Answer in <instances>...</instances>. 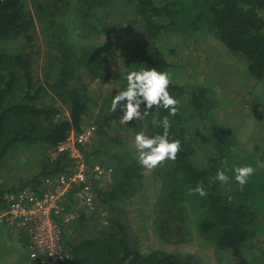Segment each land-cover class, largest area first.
I'll use <instances>...</instances> for the list:
<instances>
[{"label": "trees", "instance_id": "1", "mask_svg": "<svg viewBox=\"0 0 264 264\" xmlns=\"http://www.w3.org/2000/svg\"><path fill=\"white\" fill-rule=\"evenodd\" d=\"M44 1L36 0L38 15L46 10ZM62 3L61 13L58 10L51 13L61 17L64 34L50 40L43 71L37 74L35 47L39 44L34 42L36 21L28 9V0H0V163L20 142L43 143V150L51 149L53 155L48 165H45L47 158L44 159L45 167L38 176L23 181V187L36 188L41 184L39 176H56L75 164L66 152L56 153L55 149L73 131L79 133L88 125L85 122L93 107L99 109L96 117L99 138L107 134V129H123L128 136H135L144 125L150 135L162 134L163 128L153 121H161L168 115L167 110L153 108L144 120L134 119L122 125L119 122L122 113L118 110L111 117L106 115L109 113L104 111L106 105L102 108L104 104L99 102V98L106 96L98 95L90 87L92 82L102 83L112 74L108 65L111 52L107 47L111 48L110 40L117 38L122 28L125 29L122 46L132 52H128L127 66L123 68L120 91L126 90L127 81L123 77L129 71L150 67L167 71L174 66L169 57L177 53L176 46L166 42L165 53L157 40L170 27L185 32L186 38L196 35L200 31L197 24L201 25L196 15L201 12H206L204 21L213 28L209 34L243 59L246 74L248 70L250 77L264 81V0H62ZM193 9L194 16L190 14ZM47 21L53 23V18ZM186 27L191 30L184 31ZM129 35L132 40L127 39ZM192 85L171 81L169 92L179 100L180 111L175 117L169 116L170 138L181 141V151L175 161L169 160L156 168L155 174L161 180L160 195L155 203L146 200L142 205L145 219L150 220L146 231L151 230L160 240V247L143 250L140 237L129 231L131 223L125 210L105 213V224L100 222L99 201L102 209L106 206L112 210L118 202H132L138 195L140 202L150 197L143 183L146 170L132 153L131 138L125 140L121 135L113 139V144H121L119 151L110 150L108 146L112 145L104 142L96 152L105 154L100 160L102 164L113 167V181L103 187L95 186L94 211L79 210L73 221L77 223L75 233H69V237L65 233L70 257L62 264H210L201 259L197 250L174 249L175 245H188L195 240L213 246L215 264H224V260L231 258L236 264H264V244L257 233L259 216L252 215L243 197L225 195L224 184L215 179L221 168L234 177L232 169L240 165L228 162L224 142H228L229 134L218 127L219 114L209 113L212 108L206 110L209 101L206 92L211 90L194 89ZM55 101L68 108V115L64 112L61 115ZM86 144L81 145L83 153ZM201 183L207 196L190 194ZM16 190L0 186V209L6 206L5 195ZM18 229L24 233L21 227ZM78 231L82 240L75 244L71 237L77 236ZM255 238L258 242L252 254L251 242Z\"/></svg>", "mask_w": 264, "mask_h": 264}, {"label": "rangeland", "instance_id": "2", "mask_svg": "<svg viewBox=\"0 0 264 264\" xmlns=\"http://www.w3.org/2000/svg\"><path fill=\"white\" fill-rule=\"evenodd\" d=\"M43 4L46 10L38 15L36 0H28V9L31 10L36 21L37 36L34 42L39 44V46L35 47L38 63L36 69L37 74L43 71V64L46 63V56L50 52V40L56 35L64 34V26L61 17L51 13L52 10H58L57 12L61 13L63 7L62 0H45ZM190 14L194 16L196 11L193 9L190 11ZM205 14L206 12H201L196 15V17L200 19L198 23L201 24L199 25L196 23L200 28V31H198L196 35L194 34V36L186 38L185 32L170 27L165 29L163 31L164 33L162 32L163 34L157 40V44L165 53L167 52L164 49V44H167L166 42L176 46L177 53L169 57V61L172 63L174 62V66L167 70L171 73V80L176 78L172 74L174 73L178 76V80L182 84L187 82V84H193L192 87L194 89L207 87L211 90L206 92V94L209 95V101L206 102V104L204 101V104L207 111L212 108V111H208L209 113L219 114V118L216 119L217 123H219L218 127H220L222 131H225L226 135L227 133L229 134L228 142H224L229 152V156H227L228 162L236 161L240 164L234 165V168L236 166L251 164L256 169L254 175L248 179V183L243 188L235 181L234 177H230L229 182L222 186V190L226 193L225 195L229 194L236 197H243L242 200L245 202L250 212L252 211V215L259 216V231H257V233H259L258 238L261 236L259 239L263 241V245L264 166L262 165H264V81L262 82L250 77L248 70L246 74L243 59L239 55L230 53L226 45L220 39H215L212 34H209L213 28L210 27L209 23L204 21ZM49 18H53V23L47 21ZM124 30L125 29L122 28L121 34L117 36V38L114 37L115 39L112 38V40H110L111 48H109V46L107 47L108 50L110 49L109 52H111L108 65L112 74L102 83L94 81L90 85L95 93L100 96L101 94L106 96L105 98H99V102L100 104H104L102 108L106 105L104 111H109L110 114L108 113L106 115L110 117L111 114H113L110 110L111 100L120 91L119 81L123 75V68L127 66L128 52H132L131 50L124 49L122 46L125 38ZM188 30L191 29L186 27L184 31ZM127 39L132 40L130 35ZM55 106L61 109V115L63 112L65 115H68V108L64 106L61 101H55ZM98 114L99 109L93 107L85 123L88 125L95 124L98 129L96 123ZM115 123L116 121L113 120L112 124ZM202 125H204V123H202ZM121 135L124 136L123 139L125 140L131 138L129 142L133 143L134 136H128V133L123 129L113 131L107 129V134L102 138H99L96 132L94 137L84 146V156L86 160H89V163H99L103 166H108L100 162L101 159L105 158V154L100 152V154L97 155L96 152L102 148L101 145L104 142L112 145L108 146L110 150L115 152L119 151L121 144H113V139L119 138ZM221 136L223 138V134ZM223 140L226 139L223 138ZM37 145L40 147H37ZM43 148V143L40 142H38V144H36V142L17 143L0 163L1 188L5 190L11 188H34L31 186L23 187V181L28 179L32 180L34 177L38 176L40 172L43 171L45 165H48V160L53 159L51 149L43 150ZM131 150L135 155L134 147H132ZM46 158L47 161L43 166L44 159ZM155 171L156 169L146 171L145 177L143 178L145 190L148 196H150L149 199L141 200L142 202H140L141 196L138 195L137 198L133 197L132 202H118L112 210H108L106 206H103L102 209L100 201L98 204L100 207L99 212H101L100 222L103 224L106 222V217L105 219L103 218L106 215L105 213L115 214L120 210H125L128 213V218L131 223L129 231L134 232L140 237L139 239L143 250H147L151 247H160V240L152 233L150 228V231H146V228L150 226V220L145 219V215H143L142 211L143 202L147 200L149 203H151V201L155 203L160 195L161 180L159 176L155 174ZM45 177L46 175L38 177L41 184ZM39 184H37L36 187L40 186ZM82 209H84V207L79 205V210L81 211ZM148 209L150 210V208ZM1 224L2 223H0V225ZM76 226V221L65 225V233L68 237L69 233H73V231L75 233ZM78 234L79 231L77 236L73 235V237H71V240L75 244L82 240V237H79ZM256 239L257 238L253 239L251 242L253 246L251 249L252 254H255V243L258 242ZM205 243L206 241L198 243L195 240L194 242L188 243V245H175L174 249H179V251L175 250L177 252H194V250H197V252H199L197 254L202 255V260L210 264H215L213 246H211L210 243ZM24 252L25 258L27 256L25 260L26 263L28 261V252L26 249ZM224 264L236 263L231 258L229 260H224Z\"/></svg>", "mask_w": 264, "mask_h": 264}, {"label": "built area", "instance_id": "3", "mask_svg": "<svg viewBox=\"0 0 264 264\" xmlns=\"http://www.w3.org/2000/svg\"><path fill=\"white\" fill-rule=\"evenodd\" d=\"M96 131V125L89 124L79 133L73 131L57 146L56 153L64 151L75 160L67 172L45 177L36 188H21L5 195L0 220L16 224L28 236L26 264H62L68 259L64 226L78 218L79 205L94 211L95 186L112 183L113 168L89 163L81 147Z\"/></svg>", "mask_w": 264, "mask_h": 264}, {"label": "clouds", "instance_id": "4", "mask_svg": "<svg viewBox=\"0 0 264 264\" xmlns=\"http://www.w3.org/2000/svg\"><path fill=\"white\" fill-rule=\"evenodd\" d=\"M127 81L126 90L119 91L111 100L110 110L122 113L119 122L128 125L134 119L139 122L152 113L153 108H163L168 111L161 121H153V124L163 128V132L150 135L147 125L135 134L133 146L138 164L146 171H152L165 162L175 161L181 151V141L170 138L171 120L169 116L175 117L179 114V100L169 92L171 84V73L158 71L155 67L138 71H129L123 77ZM142 105H144L142 109ZM264 166V165H262ZM235 181L243 188L248 179L254 175L256 169L250 165L236 166L232 169ZM215 179L221 184H227L230 177L226 169H219ZM190 194L207 196L203 184L190 190Z\"/></svg>", "mask_w": 264, "mask_h": 264}, {"label": "crops", "instance_id": "5", "mask_svg": "<svg viewBox=\"0 0 264 264\" xmlns=\"http://www.w3.org/2000/svg\"><path fill=\"white\" fill-rule=\"evenodd\" d=\"M172 74L176 77L171 80L173 83L180 85L187 84V82L182 84L178 80V76L174 73ZM0 221V223H2L0 225V264H24L27 259V256L25 258L24 251L26 249L28 252V236L25 232L24 234L21 229H18V226L8 223L5 224L4 220Z\"/></svg>", "mask_w": 264, "mask_h": 264}]
</instances>
